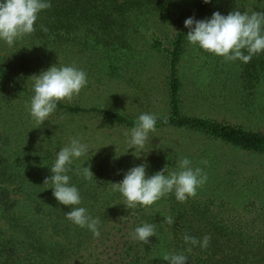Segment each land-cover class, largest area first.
I'll return each instance as SVG.
<instances>
[{
    "label": "rangeland",
    "instance_id": "374dc122",
    "mask_svg": "<svg viewBox=\"0 0 264 264\" xmlns=\"http://www.w3.org/2000/svg\"><path fill=\"white\" fill-rule=\"evenodd\" d=\"M201 5L198 0H188L178 9L162 11L147 8L119 15L113 24L106 25L90 18L91 32H95L92 37L86 38L82 34L86 32H79V36L87 41L91 39L90 44H95L90 48L83 46L86 40L80 38L78 42L71 44L68 41L61 48L49 50L30 45L28 40L16 42L12 49L0 40V64L6 67L16 83L29 89H33V75H39L52 65H74L87 73L88 84L68 104L108 109L136 119L142 113L166 115L169 112V58L165 51L151 49L152 36L172 35L189 17L204 20ZM211 6L215 5L208 4V7ZM97 34L107 43L97 42ZM22 47L26 48L22 51L27 53L19 51ZM238 64V59L226 61L214 54L206 56L198 45L188 42L180 62L183 110L187 115L210 117L264 132L262 102L253 99L254 96L248 93L251 90L246 91L240 83L239 74L232 72L239 68ZM263 91L264 85L257 92L258 98L263 97ZM30 101L31 96L21 93L14 82L0 76L2 122L8 127H16L14 131L21 137L30 134L34 138L33 148L44 145V140H47L45 145L49 141L55 154L68 146L73 138L87 144V155L74 161L79 169L90 167L94 174L90 181L101 185L98 188L100 202L95 207L107 209L100 214L104 218L101 220L99 217L100 237L95 238L89 232L84 237L85 248L74 255L69 264L121 262V246L114 240V234L116 226L121 225L122 210L130 208L122 194L113 191L111 183L122 181L130 168L141 164L146 165L147 176H152L165 167L167 173L178 171L179 160L186 157L194 168L199 167L207 174V181L197 189V194L204 198L213 193L221 195L233 186L241 190L237 197H233V203L243 206L249 198H253L257 204L264 206V155L242 151L199 133L174 128L149 133L143 149L129 148L130 137L125 135L129 128L118 127L94 114H69L56 109L49 120L39 127L30 115ZM80 177L86 180L82 174ZM167 197L150 207L137 205L135 209H143L147 213L152 209H164ZM126 218L129 219L124 216Z\"/></svg>",
    "mask_w": 264,
    "mask_h": 264
},
{
    "label": "trees",
    "instance_id": "16d2710c",
    "mask_svg": "<svg viewBox=\"0 0 264 264\" xmlns=\"http://www.w3.org/2000/svg\"><path fill=\"white\" fill-rule=\"evenodd\" d=\"M48 2L51 7L38 14L36 31L16 42L28 40L30 45L43 50L57 49L68 41L72 44L78 38L83 41L91 38V34L95 32H91L90 18L98 20L100 24H113L119 15L148 10L147 8L162 11L178 9L181 5H186L188 0ZM67 3L70 5H64ZM198 3L204 9L201 14L204 19L211 18L217 11L225 16L237 10L241 13L264 12V0H210L209 3L198 0ZM208 4L215 6L208 7ZM41 26L47 28V31H42ZM188 31L183 22L168 37L158 34L152 36L151 49L168 54L170 70L169 112L158 116L156 130H189L242 151L264 155V132L210 117L187 115L183 110L180 62L188 43ZM79 32H86L82 33L86 38L79 36ZM90 41L91 39L86 40V44L82 45L88 48L94 46ZM96 41L107 43L98 34ZM15 43L11 46L12 49L16 46ZM25 49L22 47L19 51ZM199 49L202 54L211 55L200 47ZM238 61L239 68L236 67L232 72L239 74L240 83L246 91L251 90L248 93L254 96L253 99L261 100L264 109V95L257 97V92L264 85V52L254 55L248 63ZM0 76L14 82L15 88L26 96L32 98L34 95L33 89L16 83L3 64H0ZM57 110L69 114H94L104 121L129 129L136 121V118L112 110L64 102L58 103ZM165 118L167 123L163 122ZM1 122L0 119V264H69L72 257L85 248L84 237L90 231L66 218V213L71 211L72 206L59 204L53 196L52 184H44L45 178L52 175L50 168L56 159L51 143L48 141L45 145L47 140H44V145L33 148L34 138L30 134L21 137L14 131L16 127H8ZM69 167L71 171L67 174L70 176V185L77 187L82 198L79 207L87 208L93 218L100 217L102 220L104 216L100 214L107 209L95 207L100 202L101 192L98 188L101 185L83 180L74 160ZM240 191L231 186L226 193L221 192V195L213 193L204 198L197 194L184 203L177 201L173 192L168 194L167 206L161 210L152 209L147 213L143 209L124 208L121 225L116 226L114 234V240L121 246L119 254L122 260L118 264H168L163 260L166 253L185 255L186 264H264V206L257 204L253 198H249L243 206L233 203V197H237ZM124 216L129 219H124ZM165 216H172L174 224L163 223ZM144 223L154 224L158 234V237L149 238L148 245L130 237L135 228ZM185 233L201 241L205 235L209 236V246L202 249L199 245L185 243ZM189 248L192 249L190 252Z\"/></svg>",
    "mask_w": 264,
    "mask_h": 264
},
{
    "label": "clouds",
    "instance_id": "9594fccd",
    "mask_svg": "<svg viewBox=\"0 0 264 264\" xmlns=\"http://www.w3.org/2000/svg\"><path fill=\"white\" fill-rule=\"evenodd\" d=\"M209 2L210 0H204V3ZM50 7L48 0H0V40L12 46L18 39L34 33L38 14ZM184 25L189 29L186 36L190 44L198 45L202 50L223 57L226 61L238 59L248 63L254 55L264 52V12H253L249 15L237 10L225 16L217 11L211 18L204 20L189 17ZM41 29L47 31L43 26ZM32 78L34 95L29 111L39 127L56 112L58 103H71L74 96H78L88 84L87 73L74 65H52ZM157 119L158 116L151 113L138 116L134 126L125 131V135L130 137L129 148L143 149L149 133L156 132ZM163 122L167 123V118ZM88 151L87 144L73 138L68 146L57 152L55 162L50 168L52 175L45 178L44 184H52L53 196L59 204L72 206L71 211L66 213L69 221L81 228H87L95 238H99L100 220L98 217L93 218L87 208L79 207L82 203L81 195L77 187L70 185V176L67 174L71 171L69 166L73 160L87 155ZM165 173L166 167L152 176H147L146 165L141 164L130 168L122 181L111 183L112 189L122 194L128 208H135L137 205L150 207L173 192L176 200L184 203L189 198L196 197L197 189L207 181V174L199 167L194 168L186 157L179 160L178 171ZM78 174H82L86 180L94 178L90 167L83 166L78 169ZM164 218L163 223L174 224L172 216ZM153 236L158 237V234L156 226L150 223L136 227L130 234L131 239L141 241L144 245L150 244L149 238ZM183 238L185 243L199 245L202 249H206L210 242L207 235L202 241L187 233ZM191 250L188 249L189 252ZM163 260L168 264H186L187 257L183 254L166 253Z\"/></svg>",
    "mask_w": 264,
    "mask_h": 264
}]
</instances>
